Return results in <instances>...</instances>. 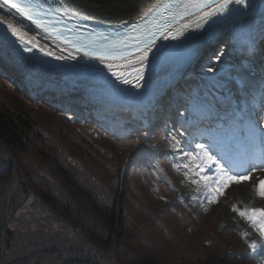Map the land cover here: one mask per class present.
Returning a JSON list of instances; mask_svg holds the SVG:
<instances>
[{
	"label": "trees",
	"instance_id": "obj_1",
	"mask_svg": "<svg viewBox=\"0 0 264 264\" xmlns=\"http://www.w3.org/2000/svg\"><path fill=\"white\" fill-rule=\"evenodd\" d=\"M56 107L26 101L10 84L0 83V264H32L38 257L48 264L231 259L213 243L220 210L213 217L202 214L194 221L197 228H189L184 216L163 205L168 190L155 192L152 177L137 175L134 161L121 172L135 143L119 147L110 137L97 141ZM163 227L171 230L169 236ZM22 238L34 240L17 256ZM216 240L239 247L231 231Z\"/></svg>",
	"mask_w": 264,
	"mask_h": 264
},
{
	"label": "snow or ice",
	"instance_id": "obj_2",
	"mask_svg": "<svg viewBox=\"0 0 264 264\" xmlns=\"http://www.w3.org/2000/svg\"><path fill=\"white\" fill-rule=\"evenodd\" d=\"M3 3L16 9L37 26L48 30L47 25L38 18L40 12L37 9L42 8L43 5L33 3V0H3ZM163 7L166 10L174 8L175 11H170V15L165 17L159 11L161 5H154L142 14L140 17L142 23L133 25L131 32L118 34L116 39L107 43H101L98 46L95 44L77 46L75 43L72 46L77 48L78 51L83 50L85 55L89 57L99 59L102 63L106 61H124L122 65L108 63V71L116 80L125 85L133 84L135 81L136 87H143L140 81L145 79L144 72L149 63V54L156 48L157 40L159 38L178 40L184 36V32L189 27L187 24L174 27L179 19L192 14V12L201 13V20L204 22L212 16L228 17L252 8L253 0H177L175 4L164 5ZM209 8L211 9L210 11H205V9ZM154 12L155 15L153 14ZM0 24L6 25L7 30L12 36L16 37L25 52H32L33 49H37L46 56L55 55V53L47 51L43 47H38L37 43L33 40L27 39V33L11 21L0 17ZM196 26L201 27L202 25L198 23ZM101 39L108 40L107 37H101ZM65 43L71 42L65 39ZM56 59L62 60L68 59V57L57 56ZM71 59H75V57H71ZM128 67H131V72L115 70ZM95 78L102 85L103 91L115 87L103 73L97 71ZM173 140H175L174 137ZM178 144L179 142L176 141L173 147L177 148ZM249 146L255 148L257 157L264 164V103L261 104L259 110L253 107L247 110L241 109L239 112L234 113L226 127L224 125L220 126L216 137H213L210 145L206 146L204 143L196 145V148L199 149V155L191 157L193 166L201 171L205 166L210 167L214 165L217 169V175L211 183L208 182L209 178L207 176L202 177L205 181L204 186L211 188L212 184H215V191L219 193L229 183H240L249 179V175L247 174H234L232 171L234 163L232 153L239 149H243L246 152ZM210 149H215L222 155L229 162V166L225 167L221 164V161L217 159L216 155H213ZM184 156L188 158L190 154L185 152ZM257 191L261 197H264V180L260 181ZM240 215L247 216L253 223L259 222L261 226L260 231L264 232V209L245 210L241 211ZM249 248L253 252H256L258 245L256 242H252L249 244ZM259 250L264 252V247H259Z\"/></svg>",
	"mask_w": 264,
	"mask_h": 264
},
{
	"label": "bare ground",
	"instance_id": "obj_3",
	"mask_svg": "<svg viewBox=\"0 0 264 264\" xmlns=\"http://www.w3.org/2000/svg\"><path fill=\"white\" fill-rule=\"evenodd\" d=\"M59 1V0H58ZM65 6L69 8H73L79 13L85 14L87 17L91 19H96L99 21H110V22H123L126 21V19H133L136 18L137 15L142 14L144 11L148 10L150 6L158 1V0H123V3H118L117 1H114L109 4L108 8L101 9L103 12H99V10L96 7L88 8L86 7L87 3L91 0H60ZM85 8H82L83 6ZM121 6L126 10L129 9V7H132V11L130 13H127L126 15H116L113 18H109L108 16V10L115 11V9L121 10ZM105 7V6H104ZM107 15V16H106ZM0 17H3L4 19L11 21L13 24H15L17 27L21 28L22 31L27 33V39L33 40L35 43H37L38 47H43L47 51H54L59 53L58 51V45H54V43L43 35L36 33L31 26L28 24H25L20 18H18L14 13L10 12L9 10L3 8L0 6ZM247 24H244L242 28H238L236 30L227 31V33L224 35V38L222 40H218L214 44L213 47L209 49H202L201 51H198L195 53L192 57L188 59V62L184 65V71L180 72V75L177 77H174L171 82H169L171 87L164 88L161 90L164 91L163 95H160L156 104L154 107L158 104L160 106L166 105L169 101L172 105H175L177 101H184L185 96L181 95L183 91L186 89L189 90L192 83V75L191 70L195 71L199 67L202 66H208V62L206 60L207 57L210 56L209 60L212 64H210V67L214 73H218V77L222 76L223 71H226L225 75H229L234 68V66H231L228 63V61L231 58L239 59L242 56L248 57L250 54L244 55V52H237L235 47L242 48V44L239 41L240 35H251L253 36L252 39L256 38V34L260 32V29H264V25H258L256 23V19L249 17V19L245 20ZM0 29L2 31H6L8 34L11 35V33L7 30L6 25L0 24ZM217 39V38H216ZM215 39V40H216ZM214 40V41H215ZM254 47L258 48V44H253ZM60 48V47H59ZM255 53V52H252ZM59 56L68 57L63 53H59ZM219 57V58H218ZM0 59H2L7 65L10 67H15L19 70L20 76H29L34 75L36 76L38 82L42 83V80L44 79H55L57 80L56 83H60L61 87L51 81L50 83H43L42 85L54 89L56 93H63L64 90L68 89L67 84L62 82V78L59 77H49L46 74H44L41 70H38L35 68L30 62H27L22 57L19 56V54L13 52L10 48L5 47L3 44H0ZM212 59L214 60L212 62ZM221 69V70H220ZM229 71V72H228ZM244 69L240 68L237 69V72H243ZM246 72V71H245ZM190 73L186 76L184 74ZM249 73L246 72L244 76L249 77ZM217 77V78H218ZM213 78V77H210ZM222 78V77H221ZM42 79V80H41ZM223 81V82H222ZM222 81L218 82H212L208 81L207 83L199 82V86L195 89L197 90L193 106L190 108L189 113L194 115H201L204 118H207L208 120L213 119V117L210 115V110H219V105L216 104V100L221 99V96H231L227 90H221L223 86L229 87L230 83L226 82V76L222 79ZM62 82V83H61ZM258 89V87H257ZM73 89H71L72 91ZM258 94L263 97L264 92L257 91ZM75 93V91H72V94ZM184 97L183 100H180ZM158 97V96H157ZM224 101V100H223ZM102 105V104H101ZM95 115L98 113H102L103 111L100 110V106H96L94 104ZM104 113V112H103ZM204 122V123H203ZM202 123L204 126L211 125L210 121L206 122L205 120H202ZM202 124V125H203ZM206 124V125H205ZM115 126H113L112 130H114Z\"/></svg>",
	"mask_w": 264,
	"mask_h": 264
},
{
	"label": "rangeland",
	"instance_id": "obj_4",
	"mask_svg": "<svg viewBox=\"0 0 264 264\" xmlns=\"http://www.w3.org/2000/svg\"><path fill=\"white\" fill-rule=\"evenodd\" d=\"M114 1H117L118 3H123V0H91V1H89L88 3H87V5H86V7H88V8H92V7H96L98 10H99V12H103V10H101V9H104V8H108V6H109V4L110 3H112V2H114ZM124 2H126V0L124 1ZM83 6V5H82ZM105 6V7H104ZM82 8H85L84 6L82 7ZM121 10H119V9H115V11H112V10H108L107 12V14H108V16L107 17H109V18H113V17H115L116 15H126L127 13H130L131 11H132V7H129V9H124L122 6H121V8H120ZM0 62H2L1 61V59H0ZM3 63V62H2ZM207 73H210V72H208L207 71ZM207 73H205L204 75H203V77L202 78H205L206 77V75H207ZM27 79H33L32 77H29V78H27ZM34 80V82H35V84H37L39 87H41V84L37 81V80H35V79H33ZM39 83H37V82ZM73 96V95H72ZM130 106V105H129ZM122 107V106H121ZM250 182H252V181H250ZM249 182V183H250ZM249 185H247V183H245V184H236V185H234V187L231 189V191L230 192H228V196L230 197V198H233L234 199V195H235V199H237L236 198V194H237V197H239V195L238 194H241V196L239 197V200H249L250 199V195H248V197L246 196L249 192ZM237 192V193H236ZM234 202H238V199L237 200H234ZM194 228H197V227H194ZM23 239V238H22ZM21 239V240H22ZM33 240H34V238H33ZM33 240H31L32 242H33ZM31 241H27V240H25V241H21V242H19V247H17V252H15L16 254H19L20 252H21V249H22V246H24L25 244H27V243H31ZM37 243V242H36ZM36 243L35 244H31V245H34L35 247L34 248H36L37 246H36ZM24 253H22V255H23ZM48 263H50V261H48V262H41L40 260H39V257H38V261L37 262H35V263H32V264H48ZM52 263V262H51Z\"/></svg>",
	"mask_w": 264,
	"mask_h": 264
}]
</instances>
